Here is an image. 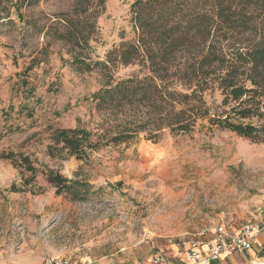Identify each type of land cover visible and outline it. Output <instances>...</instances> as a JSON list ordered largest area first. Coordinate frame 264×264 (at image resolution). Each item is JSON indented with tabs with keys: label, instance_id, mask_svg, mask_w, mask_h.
I'll use <instances>...</instances> for the list:
<instances>
[{
	"label": "rangeland",
	"instance_id": "rangeland-1",
	"mask_svg": "<svg viewBox=\"0 0 264 264\" xmlns=\"http://www.w3.org/2000/svg\"><path fill=\"white\" fill-rule=\"evenodd\" d=\"M135 1L0 0V264H144L183 242L188 227L191 239L220 226L237 229L264 206V141L211 130L207 121L188 135L165 132L158 142L141 133L87 159L50 157L58 130L107 129L132 116L131 107L98 109L92 96L105 73L125 78L138 70L80 72L70 63L79 50L55 38V30L81 14L90 56L101 61L137 38ZM258 14L249 8L247 28L238 23L237 46L258 37ZM23 156L39 170L28 186L32 172L19 166ZM43 169L86 180L91 191L80 201L57 195Z\"/></svg>",
	"mask_w": 264,
	"mask_h": 264
},
{
	"label": "trees",
	"instance_id": "trees-1",
	"mask_svg": "<svg viewBox=\"0 0 264 264\" xmlns=\"http://www.w3.org/2000/svg\"><path fill=\"white\" fill-rule=\"evenodd\" d=\"M249 8L264 15V0H136L131 11L137 38L123 41L101 61L90 56L91 35L81 28L82 15L64 19L55 38L79 50L70 60L76 70L138 67L125 78L105 73L104 86L92 96L98 109L131 107L134 114L107 129L58 130L48 148L50 157L87 159L91 151L128 144L141 133L153 142L165 132L188 135L202 121L211 130L264 141V20L249 46H237L242 41L235 35L238 23L247 28ZM95 26L94 20L93 30ZM20 164L32 172L24 181L28 186L39 170L29 157L23 156ZM41 172L56 194L68 200H84L91 191L86 180L53 169ZM19 190L12 185V191Z\"/></svg>",
	"mask_w": 264,
	"mask_h": 264
},
{
	"label": "built area",
	"instance_id": "built-area-1",
	"mask_svg": "<svg viewBox=\"0 0 264 264\" xmlns=\"http://www.w3.org/2000/svg\"><path fill=\"white\" fill-rule=\"evenodd\" d=\"M261 236H264V206L258 209V215L253 220L240 228L226 229L220 226L216 229L215 237L211 241L204 240L205 231L198 233L194 239L189 241L187 261L182 264H211L224 254L249 251L259 244ZM204 244H208L206 250H202ZM47 264L64 263L52 259ZM144 264L178 263L169 261L163 253L158 252Z\"/></svg>",
	"mask_w": 264,
	"mask_h": 264
},
{
	"label": "crops",
	"instance_id": "crops-1",
	"mask_svg": "<svg viewBox=\"0 0 264 264\" xmlns=\"http://www.w3.org/2000/svg\"><path fill=\"white\" fill-rule=\"evenodd\" d=\"M190 228L193 227L186 228V233L188 234V236L184 238L183 242L174 243L169 247V249L165 253L160 251L158 252L163 253L166 256V258L173 263H178V264L185 263L187 261V249L189 247V241L192 236L191 234L192 231ZM214 237L215 234L214 235L210 234L207 235L204 238V240L211 241ZM207 247L208 244H204L202 246V250H206ZM158 252H155L154 254ZM260 261H264V236L260 237L259 244L255 246L253 249L242 253L224 254L219 260H216L211 264H253L255 262H260ZM81 263H85V262H81ZM87 264H91V261L88 262Z\"/></svg>",
	"mask_w": 264,
	"mask_h": 264
}]
</instances>
